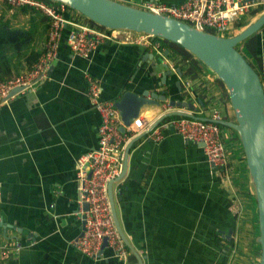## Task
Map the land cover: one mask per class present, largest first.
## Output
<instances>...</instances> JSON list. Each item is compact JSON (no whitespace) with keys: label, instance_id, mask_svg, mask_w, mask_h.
<instances>
[{"label":"crops","instance_id":"crops-1","mask_svg":"<svg viewBox=\"0 0 264 264\" xmlns=\"http://www.w3.org/2000/svg\"><path fill=\"white\" fill-rule=\"evenodd\" d=\"M114 1L141 8L152 1L179 5L185 0ZM263 12L254 9L247 25ZM42 16L0 2L3 31H40L43 47L49 32ZM67 16L97 28L71 9ZM68 31L47 77L0 107V244L10 246V256L0 264H140L138 258L142 264H258L261 248L251 242L258 234L254 188L234 131L224 133L226 168L211 165L204 147L174 130L161 142L151 139L152 132L138 141L125 175L113 185L119 222L138 256L126 247L127 260L114 257L110 248L90 258L73 247L83 231L77 163L98 148L101 124L86 74L99 82L104 101L116 102L127 91H149L166 95L168 103H194L202 117L217 111L223 120H234L235 114L223 83L177 45L156 39L161 47L156 52L110 43L85 59L70 50ZM239 32L233 26L227 36ZM239 50L263 77L264 27ZM153 54L174 63L167 77V70L153 66ZM161 107H146L142 118L157 121Z\"/></svg>","mask_w":264,"mask_h":264},{"label":"built area","instance_id":"built-area-1","mask_svg":"<svg viewBox=\"0 0 264 264\" xmlns=\"http://www.w3.org/2000/svg\"><path fill=\"white\" fill-rule=\"evenodd\" d=\"M11 8L30 7L41 11L50 20V30L46 49L33 69L27 73L12 77L7 81L0 80V107L16 96L8 99L10 93L17 88L24 94L34 89L36 83L47 77L53 61L60 49L63 31H68V46L77 56L89 58L96 51L110 43H131L145 49L160 51L156 38L125 30H113L81 25L68 18V7L49 0H0ZM263 8L264 0H185L179 5L161 2H147L141 9L156 15L173 18L194 28H202L206 32L219 36H227L231 28L244 17H249L254 9ZM89 84L88 96L99 112L101 124L98 129L99 143L94 151L83 155L77 163V180L80 199L77 214L85 215V224L79 237L72 242L73 247L81 254L94 258L107 239L108 248L114 257L127 260L128 249L120 238L111 214L108 197V184L120 176L125 151L128 143L142 134L155 122L142 118V114L131 126L126 127L125 134L120 132L123 125L120 113L114 101L101 98L99 82L86 74ZM264 88V76L261 77ZM161 117L171 111V105L164 102ZM222 120L221 115L214 111L209 117ZM220 125L214 122H203L190 118L174 117L161 122L151 133L154 142H161L168 130H174L184 140L204 145L205 155L211 165L226 168L228 165L227 149ZM89 209L84 211V205ZM8 243L0 244V258L10 256Z\"/></svg>","mask_w":264,"mask_h":264},{"label":"water","instance_id":"water-1","mask_svg":"<svg viewBox=\"0 0 264 264\" xmlns=\"http://www.w3.org/2000/svg\"><path fill=\"white\" fill-rule=\"evenodd\" d=\"M49 1L66 5L98 27L145 34L179 46L213 73L228 91L230 107L235 114L234 120L215 121L197 115L194 103L170 101L173 111L160 117L145 132L128 143L121 174L108 184V197L113 222L126 247L138 256L119 222L113 185L125 175L130 151L138 141L149 135L161 122L168 118H190L203 122H214L233 130L238 135L257 203L259 226L257 243L261 248L258 264H264V88L261 76L239 50L240 44L259 33L264 27V12L236 35L219 36L173 18L156 15L114 0ZM155 56V54L152 55L153 66L167 70L165 75L167 77L171 73L169 67L173 66L174 63H163L162 57L164 56ZM165 77L163 81H165ZM21 91V88L14 89L8 99L17 96ZM165 101H167V97L164 94L145 91L139 95L129 91L125 92L115 103L123 123L119 128L120 132L125 134V128L131 126L146 107H160ZM188 142L195 143L190 140ZM200 145L204 147L203 144ZM88 209V204H85L84 211ZM85 219L86 217L83 215V225ZM106 248H108V243L105 238L99 255L103 254ZM138 259L142 264L141 259Z\"/></svg>","mask_w":264,"mask_h":264},{"label":"trees","instance_id":"trees-1","mask_svg":"<svg viewBox=\"0 0 264 264\" xmlns=\"http://www.w3.org/2000/svg\"><path fill=\"white\" fill-rule=\"evenodd\" d=\"M26 8H29L36 12H41L34 8H30V7H26ZM262 10L264 9L262 8ZM247 17L242 18L239 22H237L234 25L236 30H242L247 26L248 24ZM42 22L46 25V31L49 32L50 30L49 18L46 17L45 15L42 16ZM43 29L45 32L44 26ZM3 30L4 28L2 29L0 26V80L7 81L16 75H21L22 73L29 72L33 69L35 64L39 61L40 57L45 52V46H46L45 43H47L48 38L44 40L45 45L42 47L41 41L43 40V35H41L40 31L38 32L32 29L27 34H21L17 32H7V31L5 32ZM219 127L221 129L223 137H224V133L228 131H233L221 125ZM243 160L245 161L244 157ZM244 165H246V161ZM253 201H254V207L256 208L253 209V214L256 221L255 228L256 230H258V234H255L257 236L253 237L251 239V242L255 245L257 243L256 239L259 236L257 203L255 196H253Z\"/></svg>","mask_w":264,"mask_h":264},{"label":"rangeland","instance_id":"rangeland-1","mask_svg":"<svg viewBox=\"0 0 264 264\" xmlns=\"http://www.w3.org/2000/svg\"><path fill=\"white\" fill-rule=\"evenodd\" d=\"M23 74V73H22ZM240 149H241V152H240V155L242 156L243 155V150H242V147L240 146ZM256 209V208H255Z\"/></svg>","mask_w":264,"mask_h":264}]
</instances>
